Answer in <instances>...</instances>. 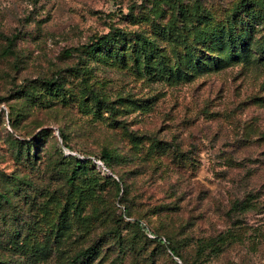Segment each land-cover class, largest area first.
Segmentation results:
<instances>
[{
    "label": "rangeland",
    "instance_id": "374dc122",
    "mask_svg": "<svg viewBox=\"0 0 264 264\" xmlns=\"http://www.w3.org/2000/svg\"><path fill=\"white\" fill-rule=\"evenodd\" d=\"M0 264H264V0H0Z\"/></svg>",
    "mask_w": 264,
    "mask_h": 264
},
{
    "label": "trees",
    "instance_id": "16d2710c",
    "mask_svg": "<svg viewBox=\"0 0 264 264\" xmlns=\"http://www.w3.org/2000/svg\"><path fill=\"white\" fill-rule=\"evenodd\" d=\"M141 40L146 41L151 46H155V43L154 42L147 41V39L144 38V37H142ZM97 44H99V43H96V44H94L92 46H82V47H79L77 49H73V50H70V51H66V55L67 56H71L73 52L82 53V52L94 51V49L97 46ZM70 157H71V155H68V158H70ZM99 161H101L104 164V166H105V168L107 170V171H104V173H107L108 176H110L108 178L109 179H112L116 184L119 185V183H117L114 180V178H116V177L111 174V172L109 170V167H108V165L111 163V157L108 156V155H104ZM88 162L89 161H86V159H77L74 162L72 176L69 179L70 184L73 183L75 177L78 175L79 172H81L83 170H86ZM234 236L235 235L229 236V238L227 240H230ZM157 240H158V243H160L161 245H165L170 250V252L172 253L173 256H175V257L179 258L180 260H182L181 255L179 254L177 248L172 243V241H171V239L169 237H167L166 239H163L161 237H157ZM95 251H96V249L90 248V249L86 250V252L83 253V256H92L95 253Z\"/></svg>",
    "mask_w": 264,
    "mask_h": 264
},
{
    "label": "built area",
    "instance_id": "2783aa9c",
    "mask_svg": "<svg viewBox=\"0 0 264 264\" xmlns=\"http://www.w3.org/2000/svg\"><path fill=\"white\" fill-rule=\"evenodd\" d=\"M96 163H97V165H98V167L100 169H103L104 171H106V168H105L104 164L101 161H97Z\"/></svg>",
    "mask_w": 264,
    "mask_h": 264
}]
</instances>
